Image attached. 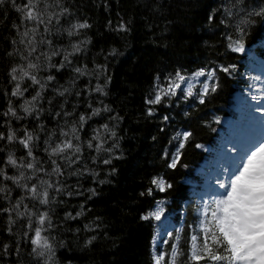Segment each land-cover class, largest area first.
Masks as SVG:
<instances>
[{"label": "trees", "instance_id": "trees-1", "mask_svg": "<svg viewBox=\"0 0 264 264\" xmlns=\"http://www.w3.org/2000/svg\"><path fill=\"white\" fill-rule=\"evenodd\" d=\"M39 5L52 22L35 32L17 10L24 8L23 0L0 5V264H153V221L141 217L162 197L170 201L176 225L184 212L178 234L162 247L164 264L177 235L184 261L191 234L199 232L191 193L201 183L197 168L237 114L235 94L249 86L252 65L264 61V16H249L264 0H39ZM242 19L252 23L242 25ZM85 22L90 27H73ZM121 24L128 30H119ZM238 24L245 28L242 53L229 47V37L240 38ZM17 27L29 32L25 39L40 37L47 59L39 51H23L15 41ZM229 66L235 67L222 70ZM199 70L215 72L206 96L197 90L194 97L147 102L156 83ZM25 71L40 83L24 77ZM17 84L22 96L12 95ZM184 131L191 133L186 142ZM13 133L16 138L9 140ZM28 134L31 155L20 143ZM66 141L80 152L52 154ZM180 143L179 163L171 168ZM10 155L16 165L8 162ZM57 166L62 174L53 171ZM159 177L172 185L163 193L153 184ZM45 190L48 203L42 204ZM44 212L51 227L46 222L42 236L52 253L40 256L31 240Z\"/></svg>", "mask_w": 264, "mask_h": 264}, {"label": "snow or ice", "instance_id": "snow-or-ice-1", "mask_svg": "<svg viewBox=\"0 0 264 264\" xmlns=\"http://www.w3.org/2000/svg\"><path fill=\"white\" fill-rule=\"evenodd\" d=\"M13 6H16V0H10ZM5 0H0V5H3ZM18 11L24 13V19L33 24L32 31L35 32L39 29L40 25L50 24L52 21L48 19L45 21L43 14L40 10L39 0H26L24 8H18ZM231 15V13H228ZM257 15L264 16V7L260 9L259 12L249 13V16ZM213 19V15L209 16V20ZM223 22V21H222ZM252 23L249 19H242L240 24L249 25ZM237 25V29L240 33V38L232 40L231 37L229 47L233 52L242 53L245 51L244 34L245 28ZM16 27V25H13ZM76 29L88 28L90 25L85 23H79L73 26ZM47 30V29H45ZM119 30L127 31V26L121 24ZM71 34V33H70ZM23 36H29V32L25 31ZM14 44L15 41H12ZM35 51V47L32 48ZM76 51H79L77 48ZM11 55V53H9ZM56 54V53H53ZM66 58V57H65ZM29 68H36L35 64H29ZM63 67V65H61ZM235 66L223 67L224 72H230ZM76 72L81 73L82 69L76 68ZM17 69H12V79L16 80L17 76L15 73ZM207 75L211 79L215 72L214 70L210 73H206L204 70L195 73V77ZM24 77H29V72L25 71L23 73ZM23 77H21L22 79ZM30 79L34 84H39L40 81L36 79L35 76H30ZM49 80L53 79L52 76L48 77ZM187 78L177 72L176 79L172 81L169 86L166 95H175V90L181 88V84L185 82ZM259 79V77H257ZM41 87H43L41 85ZM96 91L102 92L103 89L97 86ZM211 91H216V86L213 84L211 86ZM209 93V84L205 83L203 85L202 96H206ZM187 96L193 95L191 87L189 86L187 90ZM13 96H22L23 92L20 89L19 84L16 85L15 90L12 93ZM63 95V93H61ZM251 100L255 103L251 105V108L260 113H264V94L253 95L249 93ZM161 95L157 94L154 99L147 101L149 104H159L161 102ZM200 103H204V99H200ZM30 107H25V112H31ZM99 110H96L98 113ZM11 115L15 116L16 113L13 109L9 108ZM151 110H149V115H151ZM8 115V113H4ZM81 121L85 120V117H80ZM165 120L167 117L164 118ZM255 119V118H253ZM107 128V125H105ZM75 132V129H73ZM114 135V134H113ZM191 133L183 134V141H187ZM3 136L0 134V139ZM9 140H14L15 134H11ZM99 139V137H96ZM33 137L28 134L27 138L21 140L20 143L24 145L25 148H29V144ZM92 145L89 144V147ZM198 147H202L197 145ZM184 143L178 145L177 151L174 158L171 160L169 167L176 168L181 157V149H183ZM247 149V150H245ZM67 150H73L74 153H79L80 148L73 147L70 141H66L61 145H58L52 149V154L59 155L66 152ZM100 147L97 146V151ZM29 155H31V149L29 148ZM8 162L12 165H16V160L10 155L8 157ZM55 163V162H53ZM105 164L110 163L109 160L104 161ZM27 167L32 168L33 164H28ZM232 172L229 176L225 178L224 181H217L219 188L223 192L219 195V198L211 200L210 203H206L203 207V219L198 225L199 232L196 230L190 236L189 250L187 257L184 261L180 262V257L185 254L181 251L179 246L180 236L175 237V242L171 248L169 256V264H264V135L260 137L259 140L256 137L250 136L247 144L241 147L240 154L233 158L232 161ZM56 173H60V168L57 166L53 170ZM62 174V173H60ZM8 179H13L12 177H7ZM153 184L160 191H165V181L162 179L153 180ZM52 187V185H49ZM172 185L168 184L167 188H171ZM59 190V189H57ZM2 191V189H0ZM32 196L36 197L37 189L35 187L30 189ZM151 193V189H149ZM42 199L40 203H48V192L45 190L42 194ZM19 207V204H17ZM2 211H9L3 209ZM19 215H24V213H19ZM31 215V214H29ZM163 215V209H157L152 211L141 218L143 220H155L160 221ZM47 222L48 227H51V219L47 212H44L38 216V224L40 227L34 229V238L31 243L34 245L33 251L37 255L43 256L45 252L52 253V245L49 243L47 237L42 236V230H45L43 226ZM31 227V224H29ZM11 231V229H9ZM171 236V233H169ZM92 241L89 240L90 244ZM5 250H7V245H5ZM154 264H162L165 260V255H154Z\"/></svg>", "mask_w": 264, "mask_h": 264}, {"label": "rangeland", "instance_id": "rangeland-1", "mask_svg": "<svg viewBox=\"0 0 264 264\" xmlns=\"http://www.w3.org/2000/svg\"><path fill=\"white\" fill-rule=\"evenodd\" d=\"M264 65L258 69V71L252 75V79L250 81V86L248 89H245L242 92L236 93V105L235 110L237 111V115L235 118L229 119V126L226 133L223 135V138L220 139L218 143V147L216 149L211 150L209 159L205 162L201 168L198 169L199 172V179L202 181L199 185L195 187V189L191 190L193 197L196 199L197 203V216L199 215L201 218L200 221L203 219V207L206 203H210L211 200L219 198V195L223 192L222 189L219 188L218 183H208V175L216 174L215 177L218 181H224V177L228 176L232 172L231 163L233 158L237 157L238 154H234L237 152L236 150L240 151L241 147L246 145L250 136H255L257 140L260 139L262 135H264V115L260 114V112L253 111V113L247 112L250 104L249 102V89L253 83L254 78L262 72V68ZM201 71V70H199ZM206 73L212 72L204 70ZM198 72V71H197ZM191 73L189 75H184L187 79L185 82L181 84L180 89L175 90V95H166L169 86L172 84V81L176 79V76L170 79L165 85L160 83H156L153 89V93L151 94L149 100L155 98L157 94L167 97L177 96L182 94L187 96V90L189 86L191 87V91L193 95L189 97H194L196 95V91L198 90L200 93H203V85L208 83L210 85L211 79L207 75L195 77V73ZM250 96V95H249ZM246 98L245 107H241L240 100L241 98ZM148 100V101H149ZM162 100V99H161ZM153 105V104H150ZM247 107V109H246ZM253 117L255 119H253ZM252 121V122H251ZM184 133H188L184 131L182 133V137ZM181 137V138H182ZM247 150V149H245ZM224 155L226 157H224ZM162 179L165 181L164 177L156 178V180ZM165 187H167V183L165 181ZM155 190L160 191L156 185ZM163 193L164 191H160ZM170 201L162 197L158 199L153 207L149 210L148 213L152 211H156L157 209H163V215L160 221H153V234L151 238V259L152 263L154 264V255L163 254V248L167 243V239L169 237V233H173L174 231H178L180 229V225L183 222L184 212L181 213L180 216V224L176 225L174 218L175 213L169 209ZM147 213V214H148ZM146 215V214H145ZM173 246V245H172ZM163 247V248H162ZM164 264V261L162 262ZM169 264V259H168Z\"/></svg>", "mask_w": 264, "mask_h": 264}, {"label": "bare ground", "instance_id": "bare-ground-1", "mask_svg": "<svg viewBox=\"0 0 264 264\" xmlns=\"http://www.w3.org/2000/svg\"><path fill=\"white\" fill-rule=\"evenodd\" d=\"M23 1H24V5H25L26 0H23ZM20 30H21V28H20ZM15 35L18 37V39L15 41H17L21 46H23V51H29V52H31V54H33L34 51H32V48L35 47V51H39V55L41 58H43V59L48 58V56H49L48 52L46 51V49H43L41 44H40V41H39L40 37L33 35V38L25 39L23 34L21 32H19L18 27L16 28V34ZM76 58H78V56L74 55V59H76ZM262 69H263L262 72L254 78L253 83L249 89V93H251L253 95L264 94V67ZM257 77H259V79H257ZM248 98H249L248 103L250 104V107H249L247 112L253 113L254 110L251 108V105H253L255 102L251 100V96L248 95ZM245 101H246V98L244 97V99H243V97H242L240 100L241 107H245V106H243L246 103ZM246 109H247V107H246ZM260 114L264 115V113H260ZM177 138H180V133L177 135ZM236 151L237 152H235L234 154L239 155L241 152V149H240V151H238V150H236ZM224 157H226V156L224 155ZM216 176L217 175L213 174V173L210 174V176L208 175L207 182L216 184L218 181V179L215 178ZM225 178H226V176L224 177V180H225ZM178 232H179V230L175 231V234H178Z\"/></svg>", "mask_w": 264, "mask_h": 264}]
</instances>
